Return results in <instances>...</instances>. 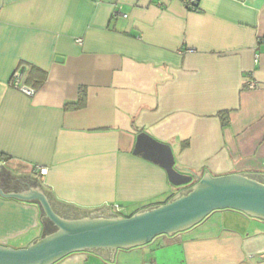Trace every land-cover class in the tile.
Masks as SVG:
<instances>
[{
    "label": "crops",
    "instance_id": "obj_1",
    "mask_svg": "<svg viewBox=\"0 0 264 264\" xmlns=\"http://www.w3.org/2000/svg\"><path fill=\"white\" fill-rule=\"evenodd\" d=\"M199 9L181 0H0V166L60 201L118 216L183 191L133 154L143 132L170 145L177 169L197 181L264 172V0H200ZM33 67L45 81L28 97L9 83L20 71V86L32 87ZM248 79L261 88L246 89ZM80 88L86 106L66 109ZM49 224L39 203L0 195V246L27 248ZM54 264H264V220L217 211L185 232L118 249L112 262L82 251Z\"/></svg>",
    "mask_w": 264,
    "mask_h": 264
},
{
    "label": "water",
    "instance_id": "obj_2",
    "mask_svg": "<svg viewBox=\"0 0 264 264\" xmlns=\"http://www.w3.org/2000/svg\"><path fill=\"white\" fill-rule=\"evenodd\" d=\"M133 154L163 168L168 181L183 189L156 207L134 215L118 216L103 209L83 210L53 197L41 181L29 175L19 178L0 166V195L39 203L46 223L42 238L24 249L0 246V264H54L75 252H95L109 261L115 251L147 245L161 236L185 232L217 211L230 210L264 220V172L213 177L199 181L176 167L170 145L143 132L137 136Z\"/></svg>",
    "mask_w": 264,
    "mask_h": 264
},
{
    "label": "built area",
    "instance_id": "obj_3",
    "mask_svg": "<svg viewBox=\"0 0 264 264\" xmlns=\"http://www.w3.org/2000/svg\"><path fill=\"white\" fill-rule=\"evenodd\" d=\"M184 5L187 7L188 10L192 11V12H199V1L200 0H181ZM124 17H127L126 15H124ZM76 42L79 45L83 44V39H77ZM258 58V56H257ZM21 72L17 71L16 73H14L11 81H10V86L17 88L18 90H20L23 94H25L28 97H33L36 94V90H34L31 87H27V86H20L19 82L21 79ZM246 89L248 90H258L261 88V85L257 82H255L254 80L248 79L246 81Z\"/></svg>",
    "mask_w": 264,
    "mask_h": 264
},
{
    "label": "trees",
    "instance_id": "obj_4",
    "mask_svg": "<svg viewBox=\"0 0 264 264\" xmlns=\"http://www.w3.org/2000/svg\"><path fill=\"white\" fill-rule=\"evenodd\" d=\"M27 81L32 82L31 88H33L34 90H37L38 88H40L42 86V84L45 81V73L40 74V71H38V69L33 67V68H31V72L29 73V75L27 77ZM86 97H87L86 89L80 88L79 98H78L77 102L67 104L66 109H68V110H79V109L84 108L86 106ZM223 122L226 123L227 120L224 119Z\"/></svg>",
    "mask_w": 264,
    "mask_h": 264
},
{
    "label": "flooded vegetation",
    "instance_id": "obj_5",
    "mask_svg": "<svg viewBox=\"0 0 264 264\" xmlns=\"http://www.w3.org/2000/svg\"><path fill=\"white\" fill-rule=\"evenodd\" d=\"M186 190V189H185ZM184 191V190H183ZM187 191V190H186ZM48 223V222H47ZM49 229H50V231H55L56 230V228H55V226L54 225H52V224H49Z\"/></svg>",
    "mask_w": 264,
    "mask_h": 264
},
{
    "label": "rangeland",
    "instance_id": "obj_6",
    "mask_svg": "<svg viewBox=\"0 0 264 264\" xmlns=\"http://www.w3.org/2000/svg\"><path fill=\"white\" fill-rule=\"evenodd\" d=\"M186 188L188 189V187H181L180 189H186Z\"/></svg>",
    "mask_w": 264,
    "mask_h": 264
}]
</instances>
